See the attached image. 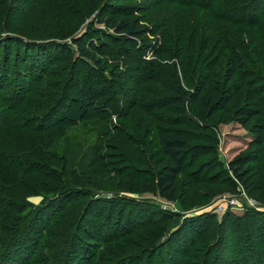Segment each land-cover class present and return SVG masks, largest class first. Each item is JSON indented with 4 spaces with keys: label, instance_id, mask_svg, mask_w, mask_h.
<instances>
[{
    "label": "rangeland",
    "instance_id": "1",
    "mask_svg": "<svg viewBox=\"0 0 264 264\" xmlns=\"http://www.w3.org/2000/svg\"><path fill=\"white\" fill-rule=\"evenodd\" d=\"M71 1L79 12L68 11V5L61 7L59 0H41V9L28 16L41 15V36L24 40L21 35L10 33L9 37L21 40L20 44L13 43L12 52L7 35H0V150H4L7 159L13 160L16 166L23 164L35 172L26 173L25 167L8 169L0 162V199L14 202L19 208L18 213L0 216V227L17 218L21 223L20 216L40 217L28 239L33 247L23 248L24 251L17 249L10 264H247L249 254L260 253L255 244L262 240L264 245V238L260 236L264 230V189L251 194L240 186L234 193L221 179L188 186L182 177L177 202L165 201L151 193L118 191L117 173L136 171L132 153L108 145L115 127L125 126L118 115L128 113L127 123L134 137L143 136V132H138L141 127L151 132L164 123H154L153 118L140 114L136 107L129 111L126 100L132 102V94L127 99L123 96L113 98L110 105L115 112L101 113L103 123L97 122L98 117L92 118V114L99 117L101 114L92 113L83 102L97 98L103 105L104 85L98 78L94 79L93 84L101 93L94 97L85 87V82L93 80L86 68L84 85H76L79 64L76 67L75 62L80 54L73 38L86 39L88 43L94 40L97 47L104 45L101 48L104 50L128 49L136 55L134 60H128L130 67H127L122 63L127 59L121 56L114 60V57L96 52V58L106 67L107 79L111 78L112 70L123 75L135 65L150 70L145 71V75L154 71L161 75L154 64L163 62L170 66L178 62L174 57L166 58L164 50L170 43L180 45L184 42L191 47L189 45L195 41L198 50L203 43H208L206 56L214 52L213 57H218L225 49L228 56L235 51L239 58L246 63L249 61L247 65L256 74L253 82L259 81L257 85H261L260 80H264V20L259 25L233 23L218 19L215 12L252 0H220L212 10L197 4L182 5L174 0H70V4ZM28 9L25 4L21 11L10 16L11 19L17 20V24L21 21L26 24L30 18L23 16ZM117 10H124L141 31L130 43L114 41L113 44L107 36H115V32L98 22L105 14ZM261 11L258 8L254 12L260 14ZM31 23L38 25L34 21ZM90 31L92 35L89 36ZM71 34L74 37H69ZM202 61L197 64L199 69ZM87 62L95 65L91 60ZM178 83L185 91L193 89L180 74ZM118 84L131 93L127 80L120 78ZM108 86L110 90L113 88ZM139 88H142L141 105L151 98L148 91L159 87L158 83L144 82ZM214 88L215 84L210 83L202 96L206 106L216 95ZM68 94L71 99L65 101ZM61 105L64 107L54 116L55 121H59L61 115L70 118L72 111L86 115L82 120L77 115L64 129L48 126V131L39 132L41 116ZM221 114L214 129L219 139V158L227 167L230 160L248 150L254 138L239 122H223ZM168 116L172 114L164 117ZM75 121L78 123L74 124ZM104 124L109 126L108 138H104ZM121 131L123 135L127 133L122 128ZM156 143L153 132L148 138L153 153L157 152ZM200 162L189 168L188 174L198 169ZM50 165L59 170L60 181L49 174ZM262 169L264 171V160ZM211 174L213 172L205 171L201 176L206 179ZM253 180L257 182V178ZM55 187H60L59 193H47ZM112 202L115 210L110 205ZM45 203L49 206L44 208ZM5 206L0 203V210L5 211ZM249 209L257 212L255 224L238 222ZM228 213L236 216V225L235 221L224 223ZM120 216L127 220L118 228L116 222ZM206 216H216V219L205 236V232L196 228ZM193 220L196 221L192 223ZM75 222L77 228L73 234L65 233ZM253 226L257 232L256 242L255 238H250ZM185 227L189 229L187 235ZM61 235L65 240L60 241Z\"/></svg>",
    "mask_w": 264,
    "mask_h": 264
},
{
    "label": "trees",
    "instance_id": "2",
    "mask_svg": "<svg viewBox=\"0 0 264 264\" xmlns=\"http://www.w3.org/2000/svg\"><path fill=\"white\" fill-rule=\"evenodd\" d=\"M59 1V4H62L61 7L68 5V11L74 10L75 12H79L78 7L74 6L72 1L71 4L70 0H66L68 4H63L65 0ZM174 1L182 5L197 4L203 6L205 9L209 8L212 10L213 6H216V3L220 0ZM25 4L30 10L24 11L26 13L23 18L27 17L30 19L27 22L25 21L26 24H23V21L17 24V20L11 19L10 16L21 11V8ZM258 8L262 10L260 14L254 12ZM39 9H41V0H0V35L6 34L7 39L9 38L10 52H12L13 43H21L19 37H9L10 33L21 35L24 40H30V37L41 36V15L28 17L32 11ZM123 11L117 10L107 13L98 20L108 30L115 32V36H107L113 44L116 43L114 41L130 43L134 37H138L141 34L140 29L130 19V16L124 14ZM215 12L220 20L259 25V22L264 20V0H252L241 5L219 8ZM32 21L37 22L38 25H34L31 23ZM88 35H92V31ZM69 37L74 36L71 34ZM65 38L66 36H64ZM73 41L80 54V57L75 62V66L79 64L75 75L76 85H79V87L84 85L83 79L85 78L84 71L86 68L87 75L92 76L93 80L89 79V82H85V87L91 91L94 97L101 93L104 96L106 95L103 105H101L102 102L100 103L95 98L93 101H84V107L90 108L92 113L109 114L115 112V108L110 105L113 98L123 96L127 99L132 94L134 100L130 103L126 100L129 111L136 107L140 114L153 118L154 123L158 121L164 123L157 126L151 132L141 127L138 132H143V136L134 137L130 134L132 127L127 123L128 113L118 115L125 122V126L120 125L119 127L118 125L115 127L116 131L111 136L112 142L110 139L112 144L108 142V145H115L114 147L117 150H122L127 154L132 153L136 164L135 172L129 170L117 173L116 187L118 191L132 194L151 193L165 201L177 202L182 177L185 178L184 180L188 186L209 182L213 178L221 179L222 183L226 184L230 188V191L234 193L239 191L238 188L240 186L251 194L264 189V171L262 169V162L264 160V80H260L261 85H257L260 83L259 81L253 82L254 75L256 74L247 65L249 61L246 63L244 59L239 58L240 55L234 53L235 51H231L226 56L225 52L227 49L221 52L218 57H213L214 52L210 53V56H206L205 52L208 49L207 42L201 45L200 50L196 48L195 41L189 45L191 47H187L184 42H181L180 45H174L171 42V45L164 50V53L167 54L166 58L174 57L178 62L170 66L163 64V62L154 64V69L159 70L157 73L162 72L161 75H156L155 71L150 75H145V71L148 73L150 70H146L142 65H135L131 70L129 68L127 71L125 70L126 72L123 75L117 70H112L111 78L107 79L104 72L106 67L101 59L96 58V52L103 56H110V58L114 57V60H117L116 58L121 56L127 59V62H122L127 67H130L128 60H134L136 55L124 48L109 50L105 45L108 49H101L104 45L97 47L94 40L88 43L86 39L77 37L73 38ZM187 55H190V57H187ZM88 60L93 61L95 65L91 66L87 62ZM201 61L203 65L199 69L197 64L201 63ZM179 74L186 81L187 85H192V90L185 91L181 88L178 83ZM250 76L253 78L246 80ZM95 78H98L100 83L104 85L101 93L93 84ZM120 78H123L125 81L127 80L128 86L132 88L131 93L130 90H124L123 86L118 84ZM144 82L158 83L159 88L150 89L148 92L151 94V98L140 105L142 88H139V86ZM210 83L215 84L216 95H214L211 104L206 106L202 96L207 91ZM108 84L113 86L111 90ZM160 90L163 94H161ZM70 99L71 96L68 94L64 100L68 101ZM63 107L64 105H61L58 109H54L41 116V130L39 132L48 131L49 127L55 130L56 128L61 129L66 127L69 121H74L76 119L74 117L77 115L81 116L80 120L86 115L84 112L72 111L70 118H65V116L61 115L59 121H55L54 116ZM167 113H171L172 116L164 117ZM219 113H222L220 118L223 117V122H239L243 127L248 129L249 134L254 138L248 150L243 151L230 160L227 167L220 160L217 151L219 139L214 126L217 124L216 120ZM92 115H90L92 118H100L97 122L103 123L102 119L104 117L102 114L101 117L95 114ZM80 120L78 121L80 122ZM77 123L75 121L74 124ZM108 128V124L103 125V130L105 131L104 138L110 136ZM121 128L127 133L123 135ZM153 132L156 133L157 143L154 146L157 149L156 153L152 152L148 144V138ZM199 161L201 162L198 169L188 174V169L196 167ZM0 162L7 166L8 169L12 167L17 169L25 167L24 171L26 173H35L33 170H29V166H23L19 162L21 166H16L17 164L13 160L7 159V154L4 150H0ZM22 163H24L23 160ZM251 164L253 165L251 166ZM205 171L213 172V174L208 176L209 179L201 176ZM48 172L50 175L56 176L57 180H61L58 177L60 174L59 170L53 165L49 166ZM254 178H257V182H254ZM80 183L81 181L79 180V185ZM59 189L60 187H55L47 191V193L56 194L59 193ZM0 203L6 205L3 208L7 207L5 211L4 209L0 210V216L9 215L12 212L18 213L19 211L14 202L0 199ZM110 205L112 210H115L114 207L116 205L113 202ZM46 206H49V204L45 203L43 207L45 208ZM255 214L257 212L249 209L244 217L238 219V222L254 225L255 221L253 220H256ZM30 216L24 218L20 216L21 223L17 221V218L13 223H9V225L5 223L3 227H0V264H10L12 256L17 253V249L24 251V249L30 250L33 247L34 244L32 245L28 239L34 226L40 221V217L36 216L31 219ZM204 219L203 222L200 221V225L196 229L200 228V232H205L204 235L206 236L216 216H206ZM235 219L236 216L234 214L228 213L225 216L224 223L229 222L232 224ZM125 220L127 219L120 216L119 222H116L117 227L123 225ZM194 221L196 220H193L192 223ZM186 222L189 224L190 220ZM234 224L236 225L237 222ZM75 228H77V222L71 223L65 233L72 235ZM185 231V235H187V231H189L188 227H185ZM261 231L260 236L264 238V230ZM256 233L253 226L250 238H255V242L256 240L258 241ZM205 236H203V239ZM64 238H60V241L65 240ZM177 241L180 242L179 239ZM255 245V248L258 251L260 250V253L256 255L249 254L246 262H248L247 264H264V245L262 240H259ZM24 262L26 263V260Z\"/></svg>",
    "mask_w": 264,
    "mask_h": 264
}]
</instances>
